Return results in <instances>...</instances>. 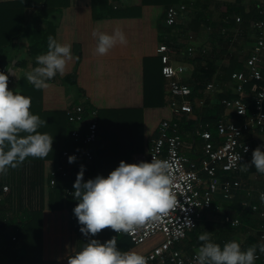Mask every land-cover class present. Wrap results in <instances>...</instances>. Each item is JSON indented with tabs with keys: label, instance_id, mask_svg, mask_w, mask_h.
<instances>
[{
	"label": "crops",
	"instance_id": "0c3cea01",
	"mask_svg": "<svg viewBox=\"0 0 264 264\" xmlns=\"http://www.w3.org/2000/svg\"><path fill=\"white\" fill-rule=\"evenodd\" d=\"M26 1L28 0H0V5L3 13H6L4 7L7 3L26 4ZM144 1L146 0H43V3L37 7L11 6L10 10L23 12L24 21L19 35L11 33L9 37L0 39L4 44V47L0 48V61L14 74L13 83L8 88L30 97L31 104L33 97H37L38 94L39 102L53 100L54 105L59 104L64 116L68 108L82 104L84 101L96 108L100 115V109L107 111L118 104L126 106L128 102L123 100L126 86L132 85L134 89H137L140 86V80L142 87L146 80L148 83H155L157 87L155 94L159 100L165 102L167 108V83L161 78V68L157 62L159 59L156 54L157 47L162 43L173 47L172 64L185 68V74L181 80L191 88L202 77L204 63L200 61H204L205 58L199 56V50L205 49L209 55L211 54L207 61H212L215 70L212 81L207 85L213 84L215 90L210 95L202 90L198 98L205 100L203 106L197 108L194 115L179 121V129L183 138L182 154L191 162H198L203 157L204 141L196 134L197 125L200 123L204 128L208 126L207 129H210V126L207 123L204 124L201 118L212 111L210 106H216L219 100L222 105L223 100L239 97L233 89L231 80L225 79V71L229 70L236 61L241 68L232 74L247 75L245 62L250 57L256 41L254 24L260 20L264 21V15L260 13L263 0H176L171 5H165V0ZM185 3L188 4L187 12L178 24L170 28L164 26L162 23L166 7ZM128 10L131 13L140 10V15L121 18L108 17L110 12L121 13ZM232 11L237 12L238 15H234ZM38 13L44 16L41 15L39 22L36 20ZM150 13H152L151 16ZM237 18L241 19L239 25L235 23ZM12 25L7 23V28L11 29ZM38 25L43 32L36 34L33 29ZM117 28L125 34L127 43H118L104 56L97 54L95 51L96 38L92 33L94 31L107 33L108 29ZM187 31L195 37L194 46L198 55L196 59H191L186 52ZM49 35L59 43L70 44L72 58L67 62L63 74H57L48 81L46 88L36 89L27 81L24 74L36 66L35 57L47 51ZM33 46L36 48L34 49ZM77 54L80 55V63L77 68L76 84H72V80L68 78L73 76ZM146 63L151 68V76L145 75ZM259 66L264 77V54L260 58ZM64 78L67 79L64 80ZM48 87L51 88V93H46ZM242 98L250 109L253 104L252 85L245 86ZM155 110L162 112L161 107ZM31 112L37 113V111ZM220 120L231 124H245L244 119L225 108L215 124V129ZM191 121L195 122L194 127L182 129L183 125H189ZM159 124L156 125L157 129ZM157 129L147 140L151 141L156 137ZM27 135L19 132L16 140L22 142ZM244 136L251 142L253 150L262 145L264 129L255 132L244 130ZM51 137H53L52 152L44 158H37L39 160L35 165H28L27 177L18 179L23 184L18 195L13 194L12 172L0 173V180L10 188V193L3 200L7 210L5 217L9 218L24 208L28 209L32 215L31 221L28 226H24L22 236L17 240L19 247L25 250L28 260L39 261L41 264H66V256L73 248L81 246L84 237L82 234L78 235L70 222V212L76 202L64 193L67 190L70 193L73 192L72 185L80 165L85 166V180L94 177L93 171L98 156L96 157L93 151L99 149L102 135L99 134V140L91 146L92 149H88L94 156L93 163L88 165L80 161L69 164L66 161L70 177H57L53 187L50 185L51 173L61 164L62 152L74 149L70 134L64 129H58V132ZM216 138L212 139L214 144L222 142L218 136ZM8 143L6 141L1 146ZM146 150L145 148L144 151ZM147 152L148 150L143 154ZM0 154L4 156L1 148ZM250 160L251 157H247L236 174L217 171L219 184L211 208L203 213L195 230L190 232L180 245L176 246L185 256L190 257L196 252L202 243L197 237L204 230L211 232V235L214 234L211 239L221 245L230 240L238 241L242 248L257 245L258 226L252 227L258 217L251 212L250 207L259 203L257 194L264 193V174L258 173L251 166L242 170ZM27 163V160L22 161L21 169L26 167ZM46 175H48L47 182L45 181ZM225 180L240 182L241 189H230L229 192H225L221 185ZM57 195L71 199V204L65 205L64 202H60ZM16 205L19 207L17 210ZM217 214H219V219ZM226 217L238 221L239 225L226 224L224 221ZM251 231L254 234H251ZM115 235L121 236L117 233ZM190 235L192 237L188 238ZM14 237L12 232L10 240ZM2 238L5 239L0 236V243ZM134 247L133 245L129 250L136 251ZM152 250L145 251L143 255L145 256Z\"/></svg>",
	"mask_w": 264,
	"mask_h": 264
},
{
	"label": "built area",
	"instance_id": "2783aa9c",
	"mask_svg": "<svg viewBox=\"0 0 264 264\" xmlns=\"http://www.w3.org/2000/svg\"><path fill=\"white\" fill-rule=\"evenodd\" d=\"M187 8L188 4L186 3L166 8L164 12L165 25L169 28L176 26L179 20L184 17ZM260 13L264 15V0ZM235 23L239 25L241 19L237 18ZM254 29L256 41L250 57L245 62L247 75L240 76L237 73L231 75L233 89L239 97L222 101L224 108L244 119L245 124H231L220 120L216 129L222 142L214 144L212 135L207 129L208 126L204 128L198 123L196 134L204 141L203 157L198 162H191L182 154L183 138L179 129V121L194 115L196 109L202 107L205 100L194 96L192 88L181 80L185 74V68L172 64L173 47L162 43L156 49L161 64L160 73L167 83V108L170 117L160 122L156 137L150 141L148 152L133 155L130 163H137L141 160L150 162L151 159L167 161L170 165L168 171L172 177L171 188L177 197L178 204L166 215L146 222L133 231L116 232L128 237L134 246L142 245L151 238L162 235L163 242L145 255L148 264H195V252L188 257L176 246L180 245L187 235L195 230L203 213L211 208L219 184L217 171L236 174L244 160L251 157V142L245 138L244 130L255 132L264 129V77L259 66L260 58L264 54V21L255 22ZM186 38L188 41L187 55L191 59L198 58L197 49L194 46V35L187 31ZM206 55L205 49L199 50V56L205 57ZM1 72L8 75V86H11L14 75L12 71L7 67H2ZM7 72H11L13 75ZM249 84L252 85L253 93L250 113H248V106L242 98L244 88ZM214 90L213 84L205 87V93L209 95ZM66 118L68 123L73 126L70 132L73 144L81 147L62 152L61 164L51 173L50 185L52 187L55 186L57 177H70L65 163L69 155L76 156L75 162L83 161L91 165L94 156L88 147L99 140V114L96 108L87 107L84 103L78 104L67 110ZM262 144H264V140ZM245 148L247 151H244ZM236 156H240L239 161L234 159ZM221 185L225 192H229L230 189H241V184L238 181L225 180ZM9 192V186L0 180V204ZM64 194L72 197V193L68 190ZM260 194H257L259 203L250 207L251 212L257 215L260 222L256 231L257 245L264 243V201L260 199ZM225 197L227 198V196ZM185 218L191 220L193 227L186 223ZM224 221L226 224L230 223L231 226L239 225L238 221H233L229 217H226ZM12 241H15V238H12ZM257 255L259 258L255 264H264V254L258 250Z\"/></svg>",
	"mask_w": 264,
	"mask_h": 264
},
{
	"label": "clouds",
	"instance_id": "9594fccd",
	"mask_svg": "<svg viewBox=\"0 0 264 264\" xmlns=\"http://www.w3.org/2000/svg\"><path fill=\"white\" fill-rule=\"evenodd\" d=\"M92 35L96 38L95 51L100 56L106 55L118 43H127L125 34L119 28L111 34L94 31ZM71 58V45L59 43L49 35L47 51L35 57L36 66L24 76L34 88L44 89L48 81L65 72ZM30 105L31 98L10 90L8 75L0 72V144L7 141L18 145L7 158L0 154V173L16 157L20 160L27 156L44 158L52 152L53 137L38 132L45 121L30 111ZM19 132L28 134L22 142L16 140ZM262 149L264 144L252 150L251 160L242 170L251 166L264 174ZM76 159L75 155H69L67 161L72 164ZM234 159L239 161L240 156ZM169 167L167 161L160 159L137 163L121 160L106 176L97 174L85 180V166L80 165L71 195L76 202L72 211L84 241L79 248H73L68 253L66 264H148L143 254L119 249L114 238L101 242L93 237L105 228L115 233L133 231L173 210L178 201L171 188ZM260 199L264 201V193L260 194ZM185 220L193 227L191 220ZM197 238L202 243L195 252V264H255L259 258L257 251L264 254V243L242 248L238 241L230 240L221 245L211 239V232L205 230Z\"/></svg>",
	"mask_w": 264,
	"mask_h": 264
},
{
	"label": "rangeland",
	"instance_id": "374dc122",
	"mask_svg": "<svg viewBox=\"0 0 264 264\" xmlns=\"http://www.w3.org/2000/svg\"><path fill=\"white\" fill-rule=\"evenodd\" d=\"M170 3V0L164 1L165 5H169ZM151 15L152 13H150V16ZM112 32L113 30H107L108 34H111ZM132 55L133 54H131V57H133ZM156 88L155 83H148L146 80L143 87L140 80V86L137 89H134L132 85L126 86L123 100L124 102H128V104L126 106L118 104L112 109L109 108L111 109L109 112H104L100 116V120L103 122L101 125L102 141L99 143V149L93 151L95 156H98L97 162L94 166V176L97 174L106 176L111 170L118 166V163L121 160L130 163L131 155L140 154L148 150L150 140L147 139L152 133H154L155 129H157L156 125L162 120L169 118V111L165 106V102L159 100L155 94ZM46 93H51L50 87H48ZM159 107H161L162 110L160 113L155 110ZM38 108L36 114L39 115L42 121H45V123L38 129V132L47 133L49 136L58 132V129H64L66 133L68 132L65 116L63 115V112H61L59 104L56 103L54 105L53 100H41ZM117 110L118 113H121L120 116L117 115ZM58 124L62 126H59ZM23 134L27 133L23 132ZM144 144L146 145V151L143 149ZM37 158L38 157L28 156L29 165H35L36 161L39 160ZM45 181H48V175H46ZM12 185L13 194L18 195L23 187L22 182H17V184ZM57 196V199H59L60 202H64L65 205H69L72 202L71 199L62 195ZM217 215V218L219 219V214ZM259 223V220L255 219L252 228L258 226ZM11 231L12 230H8V228H5L0 224V236H3L5 238L4 240H8L12 237ZM251 234H254V232L251 231ZM213 235L214 234L211 236ZM191 237V235L188 236V238ZM162 242L163 236L157 235L144 244L135 246L133 249L136 250V252L143 254L145 251L147 252L148 250H152L159 246Z\"/></svg>",
	"mask_w": 264,
	"mask_h": 264
},
{
	"label": "trees",
	"instance_id": "16d2710c",
	"mask_svg": "<svg viewBox=\"0 0 264 264\" xmlns=\"http://www.w3.org/2000/svg\"><path fill=\"white\" fill-rule=\"evenodd\" d=\"M146 1H144V2H146ZM174 1H176V0H170L171 3L169 5H171ZM41 3H43V0H28V1H26V4H23L22 2H17V3L9 2L4 7L6 13H3L2 6L0 5V39H5L6 37H9L11 33H14L15 35H19L20 32L22 31L21 26H22V23L24 21V14L22 11L19 12V11L10 10L9 8H11V6H13V7L14 6L37 7ZM232 13H234V15H238L237 12L232 11ZM41 15H42V17H44L43 14H41V13H38L36 15V20H38V22L41 18ZM131 15H133L134 17L139 16L140 10H136L134 13H131L129 10L123 11L121 13L110 12L108 17H111V18L120 17L121 18V17H130ZM96 17H98V16L96 15ZM7 23L9 25L13 24L11 29L9 27L7 28ZM162 24H164V26H166L164 23V20H163ZM33 31L36 34L38 32L39 33L43 32L42 28H40L39 25L36 26V28H34ZM40 35H42V34H40ZM2 47H4V44H2V42L0 41V48H2ZM33 48L35 49L36 46H33ZM210 55L207 53V55L204 57L205 58L204 61H202L201 59H200L201 61L199 60L200 63L201 62L204 63V67H203V71H202L203 72L202 77L197 81V83L195 82V84L192 87V91H193L194 96H198L202 90H205L204 88L206 87V85L210 81H212V79H213V75H214V71H215L214 67H213L214 64L212 63V61H207L208 58H210ZM157 62L159 63L160 68H161L160 60L158 59ZM79 63H80V55L77 54L76 55V64H75V68L73 71L74 72L73 76L68 78V80L69 79H70V81L72 80V84H76L77 68H78ZM234 64H237V62L235 61ZM234 64H232L233 66H231V68L229 70L227 69L225 71V76H224L225 79L231 80L232 72L241 68V66H239V64H237V65H234ZM2 67H4V66H3V63L0 61V72H1ZM144 70H145L146 76H148V75L151 76L152 72H151L150 66L148 67V63H146ZM161 78H162V76H161ZM66 79L67 78H64V80H66ZM162 80H163V78H162ZM143 86H144V82H143ZM35 97L36 96L33 97L34 100L32 101V104L30 105V111H36L39 109L38 108L39 103H40L39 102V94L37 95L36 98ZM220 101L221 100L218 101L216 106H213V105L210 106V109L212 111H210L208 114H205L204 116L201 117L203 123L204 124L207 123L210 126V129L208 128V130L210 131V133L212 135V139H214V140L217 139L216 137L218 136L217 130L215 129V124H216L217 120L222 116L223 110H224V107L221 105ZM83 103L85 105H87V107H92L89 104V102L87 103L86 101H84ZM251 109H252V107L250 106V109H248V113L251 112ZM110 110L111 109H107V111H105L104 109H100L99 110L100 111L99 119H100V116L104 112H109ZM117 115L118 116L121 115V113H118V110H117ZM65 120H66V123L68 126V132L67 133L70 134L73 126L68 123L66 116H65ZM102 123L103 122L101 120H99V124H98L99 134H101V132H102L101 131ZM194 124H195V122L191 121L189 125H186V124L183 125L182 129H189V127L192 128V127H194ZM218 139H221V138L218 136ZM146 143H147V141H146ZM145 144H144L143 149H145V146H146ZM17 146H18L17 144L8 143L7 145L4 144L0 148H1L2 152L4 153L5 158H7L13 151L16 150ZM91 146L88 147L89 150L91 149ZM80 147L81 146H79V145L73 144V149H78ZM24 160L28 161V156L25 157L23 160H20L19 157H16V159H14L12 164H11V165H13V164L14 165L12 167H7L6 170L4 171L5 173L6 172H9V173L12 172V177H13L12 182L14 181V184H17V182L19 183L18 179L20 180V177H27V175H28L27 169L29 168V166H28L29 163H27L26 167H23V169H21V166H22L21 163ZM20 170H21V172H20ZM18 208H19L18 205H16V210ZM0 213H1L0 224H2L5 228L11 229L13 234L15 235V237H14L15 241H12V239L11 240L10 239L4 240L2 238V241L0 243V264H41V263H39V261L28 260V258L26 257L25 250L23 248H20L18 243H16V240H19V238L22 236V231H23L24 226H28L29 222L32 219V217H31L32 215H31L30 211L28 209L24 208L23 210L18 211L14 215H11V217L7 218V217H5L7 214V210L5 209L4 202L2 201L0 204ZM70 214H71V221L70 222H71L72 226L74 227V230H76L78 235H81V233L78 232L80 225L77 223V219L74 216L73 211L70 212ZM93 238L99 239L101 242L106 241L110 238H114L117 242V247L123 251H128L133 246V244L130 242L128 237L122 236V235L116 236L115 233L109 228L102 229L101 232H98L95 235V237H93Z\"/></svg>",
	"mask_w": 264,
	"mask_h": 264
}]
</instances>
